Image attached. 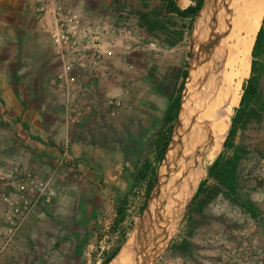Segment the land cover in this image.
<instances>
[{"label":"crops","instance_id":"1","mask_svg":"<svg viewBox=\"0 0 264 264\" xmlns=\"http://www.w3.org/2000/svg\"><path fill=\"white\" fill-rule=\"evenodd\" d=\"M62 1L95 21L127 24L138 46L134 52L123 50L118 38L108 62L115 78L82 99L120 98L127 107L124 116L87 114L74 127L66 120L64 96L53 86L59 59L51 15L38 13L34 0H0V174L9 176L17 166L55 181L57 196L48 212L60 203L58 213L72 217V228L84 215H89L86 226L95 223L100 200L109 194L106 175L121 165L119 158L131 159L132 150H141L143 137L153 130L150 108L158 93L163 97L168 86L177 94L191 52L190 20L169 13L162 0ZM172 1L182 10L194 5L193 0ZM104 6H110L109 14ZM115 176L113 182L129 178L124 172ZM34 213L37 225L60 219L39 208Z\"/></svg>","mask_w":264,"mask_h":264},{"label":"rangeland","instance_id":"2","mask_svg":"<svg viewBox=\"0 0 264 264\" xmlns=\"http://www.w3.org/2000/svg\"><path fill=\"white\" fill-rule=\"evenodd\" d=\"M207 1L205 0V4ZM195 2L196 0H193V3ZM103 9L109 14L110 6H104ZM114 27L120 30L122 35L118 38L121 41V48L127 51L126 46L130 42L128 34L134 38L135 33L130 31L131 28L127 24ZM196 30L197 23L192 29L190 24L188 25L187 47L191 52H193V36ZM191 52L183 71L180 88L185 83L190 69ZM260 62L263 64L260 75V102L264 103V55ZM244 84L239 104L233 111L232 119L236 116V110L240 108ZM179 90L176 95H173L171 87L167 86L166 94L163 97H160L158 93L156 103L153 104L154 108L149 106L153 112L150 120L153 130L143 137L141 150H132L131 159L119 158L121 165L115 167L113 173L109 172V175H106L107 182L105 181L103 184L105 189L107 186L109 194L100 200L102 204L99 205V211L95 212L97 214L95 223L86 226L84 219H87L89 215H84L83 218L78 219V225L71 224L72 228H70L72 217L67 219L65 214L58 213L62 210L60 203L57 211L50 209L49 213L48 208L52 206L57 196L56 184L52 189L51 201H47L46 197H43L38 203H35V199L31 196L29 197V200L32 201L30 208L23 209L20 214L1 210L0 264H106L129 238L137 218L146 207L150 196L148 188L153 182L152 172L155 169L158 172L162 163H159L158 144L163 137L170 136L171 139L173 127L178 118L177 114L173 125L167 121L170 106L177 99ZM248 112L250 116L245 125H240L237 128L230 148L226 150L224 144L222 151L215 158L216 160L219 155L225 154L221 161V164H225L236 154V151L239 152L241 159L237 163V175L234 176L231 185L234 194L228 195L223 183L209 177L215 160L206 161L203 164L206 176L202 182V184L205 183V191L195 205L196 198L194 199L178 233L157 264H202L205 261L206 252L202 238L212 233L215 227L227 225L225 220L217 216L219 208L223 209L230 205L240 207V203H247L258 214L264 212V197L250 183V180L257 178L261 161L264 160V110L258 109L257 105H252ZM121 115L124 116V114ZM122 141L126 140L122 137ZM67 158L68 156L65 158L66 165L70 160ZM71 168L76 169L73 165ZM120 172H124L129 177L127 182H113L115 175ZM28 175L49 181L48 178L38 173L17 166L13 168L9 176L0 174V179L11 180L16 177L24 178ZM155 180L156 178L154 182ZM38 208L47 216L52 218L57 216L60 219H53L52 222L41 225L33 224L32 216L35 215L34 210Z\"/></svg>","mask_w":264,"mask_h":264},{"label":"built area","instance_id":"3","mask_svg":"<svg viewBox=\"0 0 264 264\" xmlns=\"http://www.w3.org/2000/svg\"><path fill=\"white\" fill-rule=\"evenodd\" d=\"M40 14H50L53 22L52 44L59 59L57 73L53 77L56 92L66 100V113L71 126L79 127L83 117L96 115L117 117L126 113L120 98L102 97V102L85 100L96 93V87L115 78L110 59L115 56V43L121 34L107 21H95L81 11L66 6L62 0H34ZM127 51L134 52L138 46L131 34ZM106 60V63L104 62ZM259 174L250 180L252 187L264 197V160ZM54 182L36 176L0 179V211L20 214L46 197L51 201ZM263 200V199H262ZM218 217L227 225L215 227L202 238L206 250L202 264H264V212L254 217L244 209L230 205L219 208Z\"/></svg>","mask_w":264,"mask_h":264},{"label":"water","instance_id":"4","mask_svg":"<svg viewBox=\"0 0 264 264\" xmlns=\"http://www.w3.org/2000/svg\"><path fill=\"white\" fill-rule=\"evenodd\" d=\"M217 1L223 10L222 18L218 24L212 21L206 26L201 48L197 51L193 49L191 52L190 69L180 97L178 118L146 207L137 218L131 235L108 264H157L178 233L206 176L204 163L191 144L193 141L191 140L189 125L195 114V103L199 98L196 85L206 72L216 68L220 57L229 44L234 29L237 0ZM205 6L206 4L202 11ZM210 95V93H205L203 97L206 98ZM185 144L189 151L192 150L191 155L199 178L194 184L190 198L177 205L173 202L174 198L176 200L179 197L187 199L189 195L188 192L183 191L181 185V179L186 174L178 175L174 170V162ZM166 183L173 195L169 196L165 192L164 184ZM166 217L171 218L172 226L169 230H160V223Z\"/></svg>","mask_w":264,"mask_h":264},{"label":"bare ground","instance_id":"5","mask_svg":"<svg viewBox=\"0 0 264 264\" xmlns=\"http://www.w3.org/2000/svg\"><path fill=\"white\" fill-rule=\"evenodd\" d=\"M223 15L217 0H209L199 15L194 33L193 49L199 50L206 26L212 21L219 23ZM264 20V0H237L235 6L234 29L225 52L220 57L216 68L206 72L196 85L197 101L195 114L189 125L191 144L201 161L212 162L222 151L234 109L238 106L244 82L250 78L252 53L257 36ZM219 74V76H218ZM210 93L208 97H203ZM192 150L183 145V149L174 162V170L184 175L181 185L188 198L179 197L173 200L180 205L190 198L194 184L199 178L192 158ZM165 192L173 195L169 185L164 184ZM172 226L170 217L164 218L160 230H169ZM127 258V255H126Z\"/></svg>","mask_w":264,"mask_h":264},{"label":"trees","instance_id":"6","mask_svg":"<svg viewBox=\"0 0 264 264\" xmlns=\"http://www.w3.org/2000/svg\"><path fill=\"white\" fill-rule=\"evenodd\" d=\"M162 2L166 4V9L169 13H174L183 19H187V20L189 19L191 29L195 25L199 17V14L205 5V0H196L194 5L190 6L186 10H182L172 0H162ZM263 55H264V20L261 30L257 36L254 50L252 53L253 61L251 67V77L244 84V91H243L240 108L236 110V116L235 118L232 119L231 130L225 143L226 150H228L231 144L233 143V140L237 132V128L240 125H245L246 121L248 120V117L250 116L248 112L250 106L257 105L258 109L264 110V103L260 102V92H261L260 75L262 74V70H263V64L260 62V59L263 57ZM186 75L187 73L185 74V77ZM183 85L179 90L177 99L172 103L169 112L167 114V121L171 125L174 124L178 114L179 101H180ZM169 141H170V136H168V138L163 137L160 140V143L158 144L160 150L159 163H161L163 160L166 149L169 145ZM224 157L225 154H221L218 156V158L215 160V162L213 163L210 169L209 177L223 183L224 186H226L228 195H233L234 190L232 189L231 185L234 180V176L237 175V163L240 162L241 158L239 152L236 151V154H234V156L230 160H228V162H226L225 164H221V161L224 159ZM156 173H157V169L153 170L152 172L153 182L150 184L148 188V195H150L153 185L155 183L154 179L156 178ZM204 191H205V183L200 186L194 205L198 201L199 197L203 195ZM240 207L254 217L259 216L258 212L254 208H252L251 205L247 203H240ZM120 249L121 248H119L115 252V254L106 262V264L109 263L116 256V254L119 252Z\"/></svg>","mask_w":264,"mask_h":264}]
</instances>
